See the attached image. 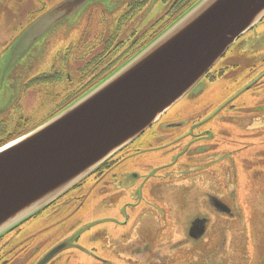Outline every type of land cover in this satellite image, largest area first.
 Segmentation results:
<instances>
[{
  "label": "rangeland",
  "instance_id": "1",
  "mask_svg": "<svg viewBox=\"0 0 264 264\" xmlns=\"http://www.w3.org/2000/svg\"><path fill=\"white\" fill-rule=\"evenodd\" d=\"M61 1L0 0V111H10V115L13 116L17 111L13 104L21 99V115L28 119L26 123L22 122L25 131L41 126L40 124L56 116L82 90L86 91L91 86L98 84L96 80L92 81L94 75L102 74V72L111 74L131 58L134 52L136 53L143 47L142 43L137 44L138 40L142 39L144 33L153 27V22L161 19L166 7L160 0H152L148 11L136 14L131 21L125 22V27H121L120 38L114 37L112 42L119 44L122 39L126 41L122 50H126L125 54L128 59L125 57L127 60L122 62L124 58H120V54H123L124 51L118 50V54L108 55L115 50L109 46L107 38H101L102 24H100L99 12L96 9H91L89 16L88 7L80 10L47 33L33 30L36 22L49 13L48 8ZM109 33L105 31L102 35L108 37ZM92 43L95 44L94 49ZM226 53L215 66V68H225L223 76L215 81L208 80L207 77L200 80L183 99L159 119L168 120L180 117L185 122L182 128L190 127L191 135L195 129L200 131L205 127L210 129V134L202 138L199 144L207 148L217 147L216 149L222 151V154L220 152L216 157L218 166L214 170L215 175L210 171H205L204 165L199 168V171L202 172L204 181L211 183L207 189L209 192L220 193L223 201L229 203L235 211L240 208L242 217L246 223L250 224V233L252 234L254 231L252 236L255 237L259 248V259L252 264H264V254L261 252L264 245L262 237L264 236V128L257 129L255 126L256 116H254L256 114L264 118V19L242 35ZM91 63H93L91 68L86 69ZM94 64L97 66L95 67ZM67 69L77 77L75 83H70L65 79L64 75ZM60 72L63 73V76L56 77L55 74ZM49 75V78L45 77ZM32 76L38 77L35 79V85L30 86L23 93L26 78ZM81 88L82 90L78 94L75 93L77 95L67 99V94L71 90L74 93L73 91ZM199 120L202 121V124L196 125ZM193 121L197 123L190 125ZM253 123L255 128L252 127ZM182 131L185 130L182 129ZM178 133L176 132L174 137ZM172 139L160 137V140L156 141L149 135L145 141L153 142L155 146L160 142L159 146L166 147L165 152L172 151L173 154H177V151L180 150L196 149L194 145L189 148L191 142L185 140L173 142ZM138 140L140 139L138 138ZM245 141L247 144H254V146L248 145V149H245ZM258 141L262 142L260 148L256 143ZM260 152L262 154L259 156ZM138 154L140 153L137 149H131L126 156ZM223 154H225V161L222 163L219 156ZM228 154L230 156H227ZM231 156L235 159L234 161L230 160ZM173 170L181 171L179 166L174 167ZM199 171L193 168L192 172L181 175V177H176L173 174L170 182H178L182 179V183L190 184L182 190H178L174 185L170 188L168 184V186L166 185L164 197L168 202H175V210L179 216H183L184 212H192L195 206L204 208L201 194L194 190L199 187L201 174ZM216 181L221 187L214 186L213 183ZM155 187L160 189V193L164 190L163 185ZM229 191H236L234 200ZM136 194L138 197L141 196L138 191ZM99 199L98 193L90 197L75 214L73 208H68L69 210L66 212L54 213L52 209L55 206L50 207L27 221V224L24 223L27 226L24 228L22 240L14 248L15 254H17L16 260H26L29 253L37 246H40L42 251H46L57 243L62 242L61 244H63L70 239V246L64 250L66 256L71 253L77 255L80 252L82 254L83 251H87L89 254L90 249H98L100 245L99 250L105 257L101 260L107 261L104 264H119V258L123 259L122 264H135L132 259L126 260V255L140 256L141 250L137 245L131 244L130 249H127L128 243L134 241L136 233L122 229L119 233V236H122L116 237L113 222L105 221L112 218V211L109 207L112 205V199ZM151 212L149 209H143L140 214L146 220L149 219L147 215ZM122 214L124 215V212ZM123 215L121 218H124ZM217 219L218 217L215 215L212 223L214 226ZM187 221L178 219L176 226L180 233H184L186 230ZM147 222L149 220H146ZM213 225L205 240L200 244L196 243L195 249L198 252L202 251L201 255L199 253L195 255L196 260L206 258L204 257L205 251L208 256L216 257L215 262H217L221 260L225 252V246L218 245L220 235L217 234V226L214 228ZM142 226L146 233L150 234L149 237L142 234V238L151 244V250L144 253L149 261L155 263L157 262L155 259L157 248L154 247L166 238V234L164 232L153 233L154 223L151 225L142 224ZM157 226L159 230L162 224ZM120 228L122 227L120 226ZM241 229L242 227L238 231ZM233 231L234 229L229 230L230 233L227 232L228 239L235 241L239 236L237 237ZM246 233L247 235H241L244 238L251 237V234ZM211 236H214L215 244L212 245L213 241L211 240V248H209L208 243L205 242ZM24 238H27V241L22 245L21 242L24 241ZM72 246L76 247L72 249ZM188 246L176 247L174 252H169L165 264H173L175 260L185 259V257L186 259L191 258L188 255ZM246 247L243 254L245 255L244 260L248 264L253 254L252 252L246 254ZM80 253L76 259L72 260V264H85V261L86 264H94ZM122 254L125 258L121 256Z\"/></svg>",
  "mask_w": 264,
  "mask_h": 264
},
{
  "label": "water",
  "instance_id": "2",
  "mask_svg": "<svg viewBox=\"0 0 264 264\" xmlns=\"http://www.w3.org/2000/svg\"><path fill=\"white\" fill-rule=\"evenodd\" d=\"M104 1L67 0L33 30L47 33ZM263 19L264 0H198L82 97L0 150V238L146 133ZM66 248L56 246L37 264Z\"/></svg>",
  "mask_w": 264,
  "mask_h": 264
},
{
  "label": "flooded vegetation",
  "instance_id": "3",
  "mask_svg": "<svg viewBox=\"0 0 264 264\" xmlns=\"http://www.w3.org/2000/svg\"><path fill=\"white\" fill-rule=\"evenodd\" d=\"M65 1L67 0H62L56 5ZM160 1L164 3V5H166L165 10L163 12L164 14L160 20L153 22V27L149 31H146L144 33L142 39L140 38L138 40L137 44L142 43V48H144V45L151 42L156 36H158V34L161 33L165 28L170 26L175 19L184 14L185 10L192 7L198 0ZM151 2L152 0H106L97 4H89V7L87 9L88 16L91 12V9L98 10L100 16V24H102L101 38H107V43L110 47L112 46V49L115 50L112 53H109L108 55L111 54V56H114V54L119 53L118 50H121L124 51L123 54H120V58H124L122 62L128 59L126 57L127 54H125L126 50H122L123 44L126 41L122 39L119 44H114L112 42V39L114 37L116 39H119L120 29L121 27H125V22L131 21V19H133L136 14H142L145 11H148V9L151 7ZM56 5L54 6L56 7ZM54 6L52 7L54 8ZM51 8L48 9L51 10ZM105 31L110 32L108 37L102 35ZM101 38L99 39L101 40ZM94 46L95 44L92 43V48ZM139 50H137L136 53ZM125 57L127 59H125ZM93 63L89 64L86 69L91 68ZM96 66L97 65H95V67ZM224 71L225 68L214 67L212 70L209 71L206 77L208 78V80L210 79L211 81H215L219 79L220 76H223L222 74L224 73ZM55 75L56 77H62L63 73L60 72L59 74ZM108 75H110V72L107 74L106 72H102V74L94 75L92 81L96 80L99 83ZM45 77L49 78L50 75ZM64 77L70 83H75L77 80V77L74 76V73H72V71H69L68 69L66 70ZM37 78L38 77L35 76H32L28 79L26 78V84L23 93H25L30 88V86L35 85V79ZM81 78L82 76L79 78V81L81 80ZM91 88L92 86L86 89V91L85 89L82 90V88L80 90L76 89L75 91H73L74 93H72L71 90V92L67 94V99L73 95H77L81 90L82 92L79 95L75 96V98H73L67 106L71 105V102L82 97V95L88 92V90H90ZM20 103L21 99H19L17 103L13 104V106L17 109V111L14 112L13 116L10 115V111H0V150L9 146V144L20 140L22 136L29 134L31 131L39 127H33L30 128V130L25 131L22 126V122L26 123L28 119L22 117ZM64 108H62L61 110H63ZM254 116H256L255 126L257 127V129L264 128V118H261V116H257L256 114ZM200 120L198 121L199 123L193 121V123L190 125H193L194 123H197L196 125H200L202 124V121ZM184 124V120L182 121L180 117H174L168 120H162V118L159 119L158 123L155 126H151L147 129L146 133L138 137L140 140H138L137 138V140L132 142L133 144L129 145L124 151L118 153L116 157L108 160L105 164H103L102 167H100L96 170V172L90 175V177H88L83 183L76 186L75 189L65 194L63 197L59 198L57 201L54 202V204L50 205L47 208L55 206V208L52 209V212L54 213L66 212L67 210H69L68 208H73V213L75 214L76 211H79L80 208L84 204H86V201L90 199V197L97 195V193L98 197L100 198L99 200H106V198L112 199V205L109 206L112 211V218H108L105 221L113 222V227L117 235L116 237L122 236H119V233L122 229H127L129 231L131 230L136 233V235L134 236V241L128 243L127 249H130L131 244H133V246L137 245V247L141 250L140 256L135 257L132 254L126 255V260L132 259L135 261V264H165V261H167L168 259L167 256L169 252H174V250H176V247H183L184 245H189L188 255L191 258L186 259L185 257V259H178L175 260L173 264H247V261L244 260L245 255L243 254L246 245V254L251 252L253 254L251 256V260L249 259L248 261V264H252L254 261L259 259L258 244H256L255 237L252 236L254 231L252 232V234L250 233V224L248 222L246 223V221L242 217L240 208L235 211L229 205V203L223 201L220 193L209 192L207 190L209 189L211 183L204 181L202 172L199 171V168L204 165L206 168L205 171H210L211 174L214 173L215 175L214 170H216V167L218 166V160L216 159V157H218V154L220 152L222 154V151L217 150V147L207 148L204 145L202 146V144H199L202 138H204L205 136L207 137L208 134H210V129H206L207 127H205L206 130L201 129V131L199 129H195L196 132L193 131L191 135L189 129L190 127L182 128ZM252 127L255 128L254 123ZM182 129H184L185 131H182ZM211 129L213 130V128ZM176 132L179 133L177 136L174 137ZM149 135H151L156 141L160 140V137H166V139L173 138V142H180L185 140L189 143L191 142L189 148L193 147L194 145L196 149L180 150L177 151V154H173L172 151L165 152L166 150L164 149H166V147H163L164 145L159 146L160 142L157 146H155L153 142L145 141L147 136ZM226 136H228V134H226ZM256 143L259 145L260 148L262 142L258 141ZM137 144H140V146H137ZM244 144H246L244 147L245 149H248L249 146H254V144H247L246 141L244 142ZM131 149H137L138 153L140 154L126 156L127 152H129ZM261 154L262 153L260 152L259 156ZM224 155L225 154L219 156L221 157L222 163L225 161ZM227 156L230 155L228 154ZM230 160L234 161L235 159H233L232 157ZM178 166L180 167L181 171H174V167ZM193 168H196L197 171L201 172L199 176V187L195 188L194 190H196L197 193L199 192L201 194V198L204 203V208H198L197 206H195L192 212H184L183 216H179L177 215V212L175 210V202H168V200H166L164 197V192L167 189L166 185L168 184L169 186H167L169 188L174 185V187H176L178 190H182L188 187L190 184L186 182L182 183V179L178 182L173 183L172 181L170 182V179L173 174L176 177H181V175L188 174V172H192ZM213 184L214 186L221 187L220 185H218L219 183L217 181ZM158 185H163L164 190L162 193H160L159 188L155 187ZM137 191L141 196H137ZM229 193L232 195V198L234 200L236 196V191H229ZM143 209H149L150 211H152L149 215H147L149 218L146 219L149 220V222L147 223L146 220L141 217L142 214H140V211ZM123 212L124 215L122 214ZM122 215L124 218H121ZM215 215H217L218 217L215 226H217V234L220 235V242H218V245L225 246V252L222 255L221 260L217 262H215L216 257L213 258V256H208L205 251L204 257L206 258H198L196 260L195 255L198 253L201 255L202 252H198L195 249L197 247L196 243L199 242L200 244V242L205 240V238L209 235V230L213 225L212 223L214 221ZM178 219L188 220V226L184 233H180V230L176 226L178 224ZM151 223H154L153 233L160 234L164 232L166 234V238L161 240L158 246L154 247L157 248V252L155 255V259H157V262L155 263L149 261L147 255L144 253L148 250H151V244L143 240L144 238H142V234L147 235L146 237L150 236V234L146 233L142 224L151 225ZM26 224H24V226L22 225L14 229L12 232L3 235V237L0 238V264H37L39 261H42L46 257L48 252H50L52 249L56 248V246L62 243L59 242L49 248V250L46 249V251H42L41 247L37 246L35 250L29 253V257L26 260H16L17 254H15L14 248L17 243L22 240L24 228L27 226ZM158 224H162V226L159 227V230L157 226ZM120 226L122 228H120ZM241 227L242 229L238 231ZM232 229H234V234L237 235V237L239 236L238 239L235 241L228 239V233H230L229 230L231 231ZM246 232L251 234V237L244 238L242 235H247ZM262 237L264 241V236ZM211 238L209 237V239L205 242L208 243L209 248H211V240L213 241L212 245L215 244L214 236H211ZM26 241L27 238H24V241L21 242L22 245ZM63 242H66V240H63ZM66 243L68 248L71 244L70 239ZM72 247V249H74V247L76 246ZM98 247L100 248V245ZM99 248L90 249L91 252H88L89 254H87V251H83L82 254L80 252L79 253L84 258L88 259L89 262H93L94 264L107 263L106 260H101L105 257L103 256V253L99 250ZM261 252L262 254H264V245L261 249ZM78 254L75 255V253H71L66 256L64 255L63 250L59 252L56 256H54L52 259L47 261L46 264H72V260L76 259ZM121 256L125 258L124 254H122ZM122 262H124L123 259L119 258V264H122Z\"/></svg>",
  "mask_w": 264,
  "mask_h": 264
}]
</instances>
